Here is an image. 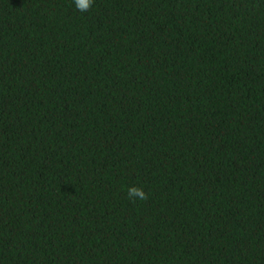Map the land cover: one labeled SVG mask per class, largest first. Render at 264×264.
<instances>
[{
    "label": "trees",
    "instance_id": "16d2710c",
    "mask_svg": "<svg viewBox=\"0 0 264 264\" xmlns=\"http://www.w3.org/2000/svg\"><path fill=\"white\" fill-rule=\"evenodd\" d=\"M0 264H264V0H0Z\"/></svg>",
    "mask_w": 264,
    "mask_h": 264
},
{
    "label": "clouds",
    "instance_id": "9594fccd",
    "mask_svg": "<svg viewBox=\"0 0 264 264\" xmlns=\"http://www.w3.org/2000/svg\"><path fill=\"white\" fill-rule=\"evenodd\" d=\"M73 6L81 12L87 11L92 6L94 0H72ZM128 197L136 198L138 200H144L147 198L143 188L140 187H129L127 191Z\"/></svg>",
    "mask_w": 264,
    "mask_h": 264
}]
</instances>
